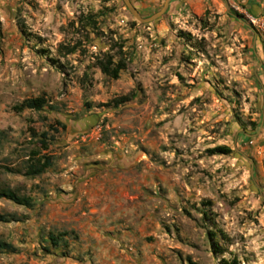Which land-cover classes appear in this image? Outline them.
Here are the masks:
<instances>
[{
    "label": "rangeland",
    "instance_id": "rangeland-1",
    "mask_svg": "<svg viewBox=\"0 0 264 264\" xmlns=\"http://www.w3.org/2000/svg\"><path fill=\"white\" fill-rule=\"evenodd\" d=\"M120 47L104 76L94 56ZM31 128L54 165L5 172ZM0 130V185L33 200L0 199V264H264V0H172L148 24L122 0H0Z\"/></svg>",
    "mask_w": 264,
    "mask_h": 264
},
{
    "label": "trees",
    "instance_id": "trees-1",
    "mask_svg": "<svg viewBox=\"0 0 264 264\" xmlns=\"http://www.w3.org/2000/svg\"><path fill=\"white\" fill-rule=\"evenodd\" d=\"M85 18V19H83ZM78 22L82 25L89 26L91 29H96V20L94 16L88 14L86 16H80ZM76 49L75 45L67 48L63 53L70 54ZM59 52H61L59 50ZM94 65L100 70V72L107 77L116 79L119 77L121 70L125 68V53L121 52V47L119 48V53L111 54L109 52H102L94 56ZM129 96H123L119 99L114 100V105H119L128 101ZM47 104V100L43 96H37L34 98H28L22 102L16 104L13 109L17 112H21L25 109L29 110H41ZM61 128H64L65 125L61 122H58ZM54 133L58 132L57 128L53 126L50 127ZM5 137V134L0 130V143ZM54 135L49 134L48 130L37 133L33 128L30 129V141L32 146H26L24 152L21 155V159L14 164L13 166H4V171L11 174H19L26 178H34L54 165V156L48 150L49 145L53 141ZM212 154L216 152L226 153L228 148L224 146H218L209 150ZM0 199H5L13 202L16 205L31 207L33 205V200L30 196L19 194L15 189L9 187L8 185H0ZM13 215L0 214L1 222H10L14 220ZM67 235V232H60L57 234L50 233L48 238L51 245L56 248L60 246V241L64 239ZM0 251L5 252H14L15 247L9 243L0 241ZM222 264H238L237 260H221Z\"/></svg>",
    "mask_w": 264,
    "mask_h": 264
},
{
    "label": "water",
    "instance_id": "water-1",
    "mask_svg": "<svg viewBox=\"0 0 264 264\" xmlns=\"http://www.w3.org/2000/svg\"><path fill=\"white\" fill-rule=\"evenodd\" d=\"M172 0H165L163 5L160 7V9H158L156 12H154L153 14L143 17L141 16V14L137 11V9L135 8V6L131 3L130 0H122L123 4L125 5V7L127 8V10L130 12V14L139 22L144 23V24H148L151 23L155 20H157L158 18H160L168 9L169 4Z\"/></svg>",
    "mask_w": 264,
    "mask_h": 264
}]
</instances>
